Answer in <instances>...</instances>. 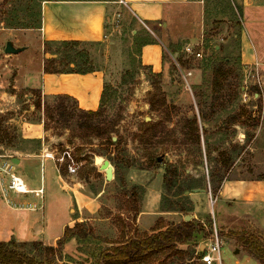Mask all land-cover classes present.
<instances>
[{"label": "rangeland", "instance_id": "1", "mask_svg": "<svg viewBox=\"0 0 264 264\" xmlns=\"http://www.w3.org/2000/svg\"><path fill=\"white\" fill-rule=\"evenodd\" d=\"M42 1L0 0V153H36L42 150L43 144L56 157L69 151L79 164L78 178L85 184L88 193L98 194L105 190L95 217H111L108 224L102 227L101 222L94 225L79 223L87 231L91 230L93 235L81 240L82 254L75 257L65 255L63 249L52 257L46 253V246L13 240L10 247L45 264H102L108 243L119 244L128 237L147 233L138 228L135 209L143 210L140 226L142 230L149 231L158 225L159 209L162 210L166 196L169 197L168 203L174 207L176 204L170 199L187 191L188 185L194 186L195 182L190 177L195 180L204 177L201 189L205 196H194L197 216L203 218L205 224L201 223L205 225L208 236L217 228L222 242V264H261L230 238L229 233L246 230L264 242V196L256 197L251 203L247 219L228 220L221 225L220 204L212 202L215 195L209 183V174L217 171L223 162L220 155L223 151L233 164L225 175L228 184L239 178L264 179V61L260 60L256 65L242 63L240 40L236 36L242 28L240 7L232 0H204L205 32L203 37L196 38L191 44L196 52L202 53L201 57L185 52L187 40H178L174 46L162 35L166 44L164 60L167 70L166 74H161L159 82L166 106L153 111L150 102L156 96V78L139 60L141 44L148 39L146 35H151L143 23L121 6L114 13L113 23L108 26L105 41L101 44L43 43L38 30ZM156 30L161 32L163 27L158 26ZM8 42L22 51L5 53ZM254 42L258 53L264 57V38H255ZM216 46H221V50ZM174 50L179 51L178 55L186 66L178 63ZM225 59L230 62L231 74L225 89L215 94L212 92L213 69ZM173 65L177 68L174 69ZM42 68L45 71H69L73 68L104 71L103 118L107 123H115L117 132L114 137L121 138L120 145L115 147L104 144L100 139L80 138L78 118L65 121L56 111L54 119H46L44 106L55 107L56 98L44 97L37 88L24 87L40 81L38 75ZM188 72L192 75L188 76ZM16 80L24 83L23 86L14 88ZM38 101L41 102V109L36 107ZM202 111L210 114L206 123L200 118ZM244 111L260 117L257 127L232 124L231 117ZM194 115L200 120V144L185 142L182 134L181 123ZM246 119L242 116V121ZM145 123L158 125L153 139ZM42 124L44 131L39 127ZM30 128L32 133L28 134ZM206 148L212 151L209 160ZM151 155L158 156L161 165L150 170L147 163ZM95 157L109 160L112 166V162H118L119 170L117 175L114 173L113 180H106L105 172L100 171V166L94 162ZM170 167L178 169L173 189H168L163 180L166 168ZM60 169L67 170L66 161ZM16 173L22 174L18 170ZM37 182L39 175L33 181L34 185ZM3 207L4 200L0 196V210ZM187 216L195 217L194 211ZM3 218L0 217V241L3 240L4 228L12 224ZM196 241L188 247L179 246V249L188 252L185 259L160 255L153 258L150 264H204L199 258V245L204 243L201 238Z\"/></svg>", "mask_w": 264, "mask_h": 264}, {"label": "crops", "instance_id": "2", "mask_svg": "<svg viewBox=\"0 0 264 264\" xmlns=\"http://www.w3.org/2000/svg\"><path fill=\"white\" fill-rule=\"evenodd\" d=\"M232 1L242 11L240 19L242 28L236 35L240 40L239 51L242 63L256 65L260 60L264 61L254 42L255 38H264V0ZM121 6L126 7L151 34L146 35L148 39L141 44L139 60L143 67L156 74H166L167 70L164 60L166 44L161 38L162 35L174 46L175 42L181 39L187 40L188 46L194 44L196 38L203 37L207 25L204 0H43L41 24L38 29L41 40L50 44L66 42L101 44L105 41L108 26L113 23L114 13ZM158 26L163 27L161 32L156 30ZM220 47L216 46V49ZM174 51L173 54L177 56L179 51ZM38 76L40 77L38 83L24 87L37 88L46 98L68 95L86 111H96L100 107L106 83L104 71L48 73L42 68ZM16 82L14 88L24 84L17 80ZM39 127L43 130L44 125ZM31 133L30 128L28 134ZM38 137L41 138L40 135ZM42 146V150L36 153L18 151L6 154L12 157L14 171L18 170L22 173L18 175L25 181L27 188L30 191L43 189V193L39 196L34 193L15 194L5 192L4 188L0 187V196L4 200L0 217L12 222L4 228L1 235L3 240L0 242L13 240L23 244L35 243L56 248L66 228H73L83 222H90L91 225L101 222L102 227L110 221L111 216L95 217L105 190L90 195L85 184L78 178V173L73 175L68 170L65 172L60 170L58 173L57 164L51 159L42 157L43 152L48 150L44 144ZM38 175L39 182L34 185L33 181ZM205 194V192L190 193L195 213L192 219L203 224H205L203 218L197 216L194 196H205ZM262 196H264V179L239 178L228 184L226 178L214 200L212 197L213 202L220 204L221 225H225L228 220L247 219L251 213L249 211L251 203L256 197L262 198ZM180 215L183 214L159 209L156 223L158 225L149 231H144L140 226L143 216V210L140 209L137 216L138 228L148 234L154 233L156 228L165 230L169 224L179 223L185 219L186 215L179 219ZM257 217L260 218L259 215ZM200 238L204 243L199 245L201 252L207 246L211 234L207 237L200 234L197 240ZM82 245L81 240L74 237L69 239L62 249L65 255L75 257L76 254H82L80 252ZM108 245L110 248L114 244L108 243ZM182 246L187 247V245Z\"/></svg>", "mask_w": 264, "mask_h": 264}, {"label": "trees", "instance_id": "3", "mask_svg": "<svg viewBox=\"0 0 264 264\" xmlns=\"http://www.w3.org/2000/svg\"><path fill=\"white\" fill-rule=\"evenodd\" d=\"M65 44H77L76 42H66ZM220 47L219 50H221ZM216 50V49H215ZM175 53V51H174ZM177 60L179 64H183L186 66V63L183 61L181 56H177ZM173 68L176 69V65H173ZM150 70V69H149ZM94 70H76L71 69L69 71H52L47 70L46 72H75V73H88ZM150 74L156 78L154 81V88L156 90V96L154 95L150 106L153 111H158L163 109L166 106V99L162 95V89L160 87L159 78H161V74L153 73L150 70ZM231 74L230 70V62L227 59L222 60L221 63L215 65L213 69V78H212V92L218 94L222 92L226 84L228 83L229 76ZM57 105L55 107H51L48 104L44 106V114L46 119H54V113L57 111L59 116L62 117L63 120L69 121L73 118H78V129L80 130V138L86 137L87 140L89 138L100 139L104 141V144L117 147L121 143V138L117 136V140L113 141L114 134L117 132L115 130V123L110 122L107 123L104 117V101H105V88L101 99V104L98 110L96 111H86L81 109L78 106L77 101L68 96V95H58L55 96ZM38 109H41V102L38 101L36 104ZM208 113L200 112V118L202 122L209 121ZM242 116H245L247 119L242 121ZM168 116L167 118H169ZM166 118V120H167ZM232 124L243 123L249 124V126L257 127L260 123V117H255L251 112L244 111V113L236 114L232 116ZM169 120V119H168ZM46 127L47 124L45 123ZM148 126L147 131L150 138L156 137L158 131V125H153L152 123H145ZM181 128L183 130L182 134L184 135L185 142L191 141L196 144H200V120L197 115H194L192 118H188L184 123H181ZM82 132L84 133L82 135ZM148 141V140H147ZM145 141V142H147ZM212 151L209 148H206V157L209 160L211 158ZM220 155L223 156V162L221 166L214 171V173L209 174V183L212 189L213 194L216 196L220 190V186L222 182L227 178L225 175L230 171L233 167L232 162H230L229 157L225 151L220 152ZM113 167L115 168V175L119 170L118 162H112ZM158 156L151 155L148 159L147 169H154L157 166H160ZM178 176V169L175 167L166 168L164 174V183L168 189H173L176 186V180ZM202 179L195 180L190 177V180L195 182L194 186L188 185L185 189L187 191H192L193 189H201L203 188ZM187 191H183L175 196H173V201L176 206H171V203H168V196H166L165 202L162 205L163 211L170 212H180L182 214L185 213L187 216L188 213H192L194 211V204L190 200L189 195L185 193ZM136 218L140 212V210L135 209ZM161 228H156L155 232L152 234H144L139 237H128L126 241L122 243H115L112 247L108 248L104 253L103 260H101L102 264H150L153 258H156L160 255H165L167 258L181 257L183 259L188 255L187 250L179 249L181 245L190 246L193 243H197L198 235L202 234L204 237L208 235L205 234V227L196 219H192L190 221L182 220L179 223H171L169 224L165 230H160ZM124 234V232H123ZM93 233L91 230H86L84 225L77 224L73 228H66L64 232L63 238L59 241L57 248L54 247H44L46 253L54 257L59 249H62L64 244L71 238L76 237L80 240H86ZM230 238L236 240L238 244L244 247V249L253 256L256 260H258L261 264H264V242L246 230L241 231H232L229 233ZM11 243L8 242H0V264H45L35 257H31L28 254L23 252H19L11 248ZM35 244V243H34ZM39 246H43L41 244H35ZM195 254H197L195 252ZM202 254V252H200ZM199 254V256H200ZM200 258V257H199ZM48 264H53L52 262Z\"/></svg>", "mask_w": 264, "mask_h": 264}, {"label": "built area", "instance_id": "4", "mask_svg": "<svg viewBox=\"0 0 264 264\" xmlns=\"http://www.w3.org/2000/svg\"><path fill=\"white\" fill-rule=\"evenodd\" d=\"M120 16V14H118ZM185 52L190 56L201 57V52H196L195 49L188 45L185 47ZM188 76H191L192 73L188 72ZM42 157L44 159L53 160L58 167V173L61 170V164L66 161L67 162V170L70 174H76L78 172L79 164L75 162L72 158L69 151H65L61 157H56L54 153L47 150L43 152ZM14 162L12 157L7 156L6 154L0 153V187L4 188L5 192H13L15 194H29L34 193L36 196H39L43 193V189L37 191H30L27 188L25 181L14 171ZM7 180V184L4 185V182ZM213 202V200H212ZM221 248L222 242L219 237V233L217 228L214 229L213 233H211V238L205 247V249L200 255V260L204 264H222L221 260Z\"/></svg>", "mask_w": 264, "mask_h": 264}, {"label": "water", "instance_id": "5", "mask_svg": "<svg viewBox=\"0 0 264 264\" xmlns=\"http://www.w3.org/2000/svg\"><path fill=\"white\" fill-rule=\"evenodd\" d=\"M22 49L15 48L11 42H8L5 48V53L7 54H17L21 52ZM116 137H113V141H116ZM101 160L100 164V170L105 172V178L107 181H111L114 179V167L112 166L111 162L109 160L104 159L103 157H95L94 162L97 164ZM203 189H193L191 192L187 191L186 195H189L190 193H203ZM1 194V190H0ZM192 216H186L184 221H190L192 220Z\"/></svg>", "mask_w": 264, "mask_h": 264}, {"label": "bare ground", "instance_id": "6", "mask_svg": "<svg viewBox=\"0 0 264 264\" xmlns=\"http://www.w3.org/2000/svg\"><path fill=\"white\" fill-rule=\"evenodd\" d=\"M100 164H101V160L97 163V165H99L100 166Z\"/></svg>", "mask_w": 264, "mask_h": 264}]
</instances>
